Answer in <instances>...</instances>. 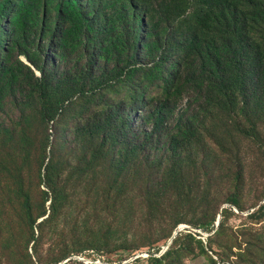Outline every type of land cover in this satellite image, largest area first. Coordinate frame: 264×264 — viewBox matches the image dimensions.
I'll use <instances>...</instances> for the list:
<instances>
[{
    "label": "rangeland",
    "instance_id": "rangeland-1",
    "mask_svg": "<svg viewBox=\"0 0 264 264\" xmlns=\"http://www.w3.org/2000/svg\"><path fill=\"white\" fill-rule=\"evenodd\" d=\"M59 1L2 23L0 264H264V108L187 86L189 29L157 3L77 0L70 35Z\"/></svg>",
    "mask_w": 264,
    "mask_h": 264
},
{
    "label": "trees",
    "instance_id": "trees-1",
    "mask_svg": "<svg viewBox=\"0 0 264 264\" xmlns=\"http://www.w3.org/2000/svg\"><path fill=\"white\" fill-rule=\"evenodd\" d=\"M39 1L8 0L3 4L0 9V51H5L7 46L1 35L2 23L11 21L12 31L8 37L15 38L16 31L13 27L15 23L19 24L24 20L34 25L38 20ZM143 3L148 5L157 3L168 18L172 17L188 27L189 39L180 46V49L186 55L198 59L200 64L196 66L199 67L198 77L196 73L190 72L187 86L198 83L200 87H205L213 94L212 97H215L214 95L228 97L231 94L242 101L244 109L264 108V0H143ZM83 17L77 0L59 1L58 21L69 25L70 35L78 34L82 23L80 20ZM145 23V16L138 19V25L145 26ZM255 33L262 35L258 36ZM119 40L121 41V38ZM148 42L146 39V43ZM164 43L168 44L163 36L148 43L149 52H159ZM21 54L25 55L36 69L44 73L41 63L27 51ZM131 59L136 60L137 55ZM163 68L164 65L158 64L149 68L147 74L157 78ZM125 70L128 75L137 72L135 70L127 73V69ZM119 71L122 69L117 67L115 73ZM72 83V78L68 77L59 80L57 86L70 87ZM49 87L51 83L48 81H41L39 84L40 90L46 93ZM141 97L144 98L143 94L139 95V98ZM54 119L55 116L51 117L50 121ZM183 130L180 127L181 134H184ZM179 138L174 139L177 141ZM173 252L175 251L166 253L162 257L163 260L165 261Z\"/></svg>",
    "mask_w": 264,
    "mask_h": 264
}]
</instances>
